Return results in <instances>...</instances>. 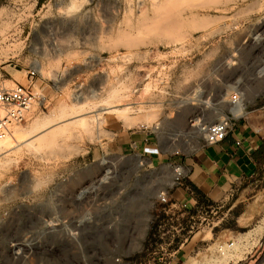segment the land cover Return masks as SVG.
I'll list each match as a JSON object with an SVG mask.
<instances>
[{"label": "rangeland", "instance_id": "374dc122", "mask_svg": "<svg viewBox=\"0 0 264 264\" xmlns=\"http://www.w3.org/2000/svg\"><path fill=\"white\" fill-rule=\"evenodd\" d=\"M32 67L38 99L12 131L64 121L0 153L5 240L26 244L0 264H264V179L195 209L170 185L205 144L194 118L230 116L234 91L264 106V0H1L0 87Z\"/></svg>", "mask_w": 264, "mask_h": 264}, {"label": "crops", "instance_id": "0c3cea01", "mask_svg": "<svg viewBox=\"0 0 264 264\" xmlns=\"http://www.w3.org/2000/svg\"><path fill=\"white\" fill-rule=\"evenodd\" d=\"M10 76V80L17 82L13 74ZM227 100L232 104L230 95ZM230 119L233 127L222 141L202 144L181 158L188 169L186 180L200 195V200H197L196 196L180 189L183 193L181 198L187 199L190 205L199 202L216 204L228 199L251 179H264V106L242 108L240 115H230ZM150 138L142 133L119 137L120 142L128 144V147H140L144 154L155 151ZM79 194H74L73 199H78ZM262 252L264 257V246Z\"/></svg>", "mask_w": 264, "mask_h": 264}, {"label": "built area", "instance_id": "2783aa9c", "mask_svg": "<svg viewBox=\"0 0 264 264\" xmlns=\"http://www.w3.org/2000/svg\"><path fill=\"white\" fill-rule=\"evenodd\" d=\"M37 73V69L32 67L26 71L27 85H24L19 82H15L13 87L6 88L0 87V139H4L11 134L12 128L17 125H21L26 122L30 108L34 101H36L37 95L33 90L34 76ZM230 100L233 105L240 107L241 96L239 92L234 91L230 94ZM231 112V111H230ZM240 111L231 112V115H240ZM200 126V129L203 132V138L205 145H211L222 141L228 132L232 129V121L229 115H224L218 118L217 120L211 123H200L199 119L196 122ZM239 144V141H236ZM174 175L173 179H171V187H175L176 189H181L188 192L191 196L193 195L190 191L189 187L185 184V173L183 171V167L179 165L174 166ZM157 197L161 202H166V191L161 190L158 192ZM2 201H0V245L5 244V247H16L20 245L21 240L19 241H6L5 240V232L8 229V224L10 220L9 211L7 208H3ZM178 204L177 201H173L167 207H163V214L168 215L171 212L173 207H176ZM182 208L187 210L188 212L191 210L190 205L187 203H180ZM195 205L193 209L197 208L198 203ZM192 205V206H193ZM192 208V207H191ZM192 209V210H193ZM82 217V216H81ZM78 219V224H83V220ZM192 217V216H191ZM171 242L168 243L170 245ZM232 243H229L231 245ZM26 245V244H25ZM17 247L16 253L20 254L21 250L24 249V246ZM222 245H220L219 250L221 251ZM222 252V251H221Z\"/></svg>", "mask_w": 264, "mask_h": 264}, {"label": "bare ground", "instance_id": "6f19581e", "mask_svg": "<svg viewBox=\"0 0 264 264\" xmlns=\"http://www.w3.org/2000/svg\"><path fill=\"white\" fill-rule=\"evenodd\" d=\"M200 101L204 102V100H200ZM232 106H235V107L232 109V111L230 110L231 112L234 113L236 111H240V110L242 111L241 106L240 107H237L236 105H232ZM104 108L108 109V107H104ZM193 120H194L193 123L196 124V122L198 121V118H194ZM60 121H64V119H60L57 121L54 120V122H50L49 124L44 123V125L43 126L41 125V127H40V122L38 120L34 119V121L31 122V125L27 129H21L18 127L14 128L13 131L11 132L10 136H7L4 139H0V153L6 151L10 146L17 144L20 141L30 139V137H39L41 134L45 133V131L48 130L51 126L58 124V122H60ZM175 137H176V135L173 138H175ZM46 221L48 222V225L55 224L54 222L52 223L53 219L48 218ZM263 231H264V217L261 218V220L259 221V224L254 229V233H253L254 241H253L252 245L257 241L258 237L262 235ZM22 241H19L20 245H17V247H19L23 244ZM223 263H225V262H223Z\"/></svg>", "mask_w": 264, "mask_h": 264}, {"label": "trees", "instance_id": "16d2710c", "mask_svg": "<svg viewBox=\"0 0 264 264\" xmlns=\"http://www.w3.org/2000/svg\"><path fill=\"white\" fill-rule=\"evenodd\" d=\"M38 1L39 3H41L43 0H38ZM185 184L189 187L192 194L198 198L197 200H200V195L197 189L187 180H185ZM154 227H156V225Z\"/></svg>", "mask_w": 264, "mask_h": 264}]
</instances>
